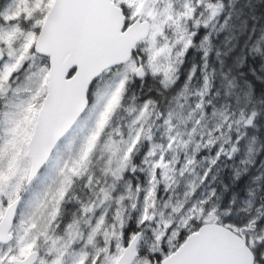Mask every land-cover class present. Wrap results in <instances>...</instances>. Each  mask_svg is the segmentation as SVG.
Listing matches in <instances>:
<instances>
[{
  "label": "snow or ice",
  "instance_id": "obj_1",
  "mask_svg": "<svg viewBox=\"0 0 264 264\" xmlns=\"http://www.w3.org/2000/svg\"><path fill=\"white\" fill-rule=\"evenodd\" d=\"M220 8L210 0H185L182 7L169 3L162 11L152 0H4L0 4V61H4L0 97H7L14 75L25 65L34 69L27 77L29 83L12 89V98L0 108L4 129L0 136V264H66V256L71 264H264V241L251 235L258 218L242 226H227L225 238H220L213 234L219 218L210 208L211 196L189 208H185L187 200L177 202L171 211L180 217L179 224L173 223V216L161 214L145 249L142 226L155 220L158 187L163 183L170 188L176 180L177 161L170 154L186 147L192 137L181 139L183 133L168 112L166 136L152 142L150 118L156 108L151 99L128 108L135 116L127 139L107 134L129 81L151 74L161 77L166 86L174 83L177 65L193 45L196 32L191 29L200 25V14L209 10L211 19ZM37 59L43 63L37 65ZM195 107L202 110L203 103ZM91 112L96 117L91 127L82 129V140L67 139V157L58 154L53 159V151L73 124ZM257 116L256 110H241L235 123L250 126ZM224 119L231 130L229 117ZM221 129L217 125L216 131ZM207 135V145L198 144L197 151L218 139L212 131ZM239 140L238 136L236 143ZM145 141L150 146L143 160L134 163ZM101 145L107 159L102 176H97L90 172V164ZM231 151H237L235 145ZM221 154L231 153L221 146L211 163ZM49 162L48 183L25 201L24 193ZM193 163L194 157L189 158L180 173ZM139 165L147 166H140V171H147L148 186L141 189L138 184L134 192L125 178ZM208 174H203L201 182ZM78 181H85L87 198L75 193ZM121 181L133 199H141L144 192L135 228L127 227L131 217H125L124 195L116 198L119 207L114 213L104 207ZM198 187L190 184L186 198ZM69 203L73 204L71 215L65 216Z\"/></svg>",
  "mask_w": 264,
  "mask_h": 264
},
{
  "label": "flooded vegetation",
  "instance_id": "obj_2",
  "mask_svg": "<svg viewBox=\"0 0 264 264\" xmlns=\"http://www.w3.org/2000/svg\"><path fill=\"white\" fill-rule=\"evenodd\" d=\"M180 1V6L182 7L185 0H167L168 3H177ZM233 0H210V2L219 4L221 6L220 11L213 16L211 19H209L210 11L204 10L202 14H200L199 19L201 21L200 25L196 28H192L191 31L196 32V36L193 40V45L189 48V50L185 53L183 56L182 63H179L177 65V78L174 83L170 85L163 84L162 78L158 76H152L151 74H147L144 78H136L133 80H130L129 83H133L135 81L141 82L145 81L148 78L154 80L155 83H157L161 90L165 91L166 93H169L167 97H165L163 100H160L157 96H141L139 92L134 91L131 95L129 94L127 100L124 103V108L121 109V112L117 115L116 124L114 125L118 129H123V124L125 126H128L126 122H128L132 115L134 113H129L128 108H136L137 103L140 102L142 104L146 100H153L155 101V108L156 111L153 114L152 120L150 122L151 124V131L154 134H160L162 132V123L164 122V118L166 116V113H168L173 104L176 102V100L183 96L184 94H188V92H194V93H202L203 94V100L206 103L208 94L210 92V88H207V91H205V81H203L201 84H199V81H197V76L200 72H206L210 66L207 62V57L210 55L212 49H213V41L219 35L220 32L223 31L224 28H226L228 21L230 19L231 15V5ZM4 0H0V4H2ZM209 2V0H205V3ZM205 21H207V24L205 25ZM207 37V40L204 39V37ZM18 43L15 45L18 47ZM205 49H207V53H205ZM4 62V61H3ZM0 64V68L3 66ZM37 65L42 64L43 61L40 59H37L35 62ZM25 69H27V65H25ZM21 69L18 73L14 75V78L11 82L12 86H20V80L21 78L26 75V80L31 71H34V69ZM25 80V81H26ZM169 100V101H168ZM3 102L0 97V108H2ZM207 108V107H206ZM206 113L209 114L211 110L207 111L205 109ZM157 113H162L164 115H161L158 117ZM87 114V113H86ZM85 114V115H86ZM82 116L73 126L70 130V135L78 126L79 122L85 117ZM67 138V137H66ZM64 140V139H63ZM149 145L148 141H145L142 143V147L138 148V151L136 153V158L134 160V163H137L139 161L143 160V157L145 156L148 148H146ZM60 148H56L54 152L52 153L53 159L58 155V151ZM226 152L231 153L230 155L221 154L220 158L217 160L215 164L209 163L208 161H212L216 158L217 151L219 148H201L197 160L194 161L193 166L196 167V170L193 172V174L198 173L199 176L198 181L196 184L199 185L196 192H194L191 197L190 201L185 204V208H189L191 206V203H195L198 199H207L209 196H211V202H210V208L215 209V215L219 218L217 223H221L224 225H228L227 223L228 219L232 218V220H235L234 225H244L249 220V198L255 195V198L257 200V205L253 209V212L257 215L258 223L254 230H257L260 226L261 228L264 227V193H263V187H264V169L262 166H260V171L257 173L258 177L262 176L260 180L256 179V181L251 184V186L248 184L246 174L248 172V163H244L242 161V158H245L244 150L245 148H237V151L232 152V148H224ZM106 155L103 151V148H97V151L92 159V162L90 164V172L97 176H102L103 169L106 164ZM261 165V163H259ZM51 162H49V165L46 166L39 176H37L31 185H33L37 179L48 170L50 167ZM140 166L147 167L146 165H139L135 172H132L129 170V172L126 175L125 180L130 181L132 185V189L135 192L136 186L139 184L141 186V189L146 188L147 185V171H140ZM194 167V168H195ZM208 172V176L204 177L203 182H201V177H203V174L205 172ZM187 174V173H186ZM85 181H78L75 185V193L77 196L82 198H87L88 196V189L84 187ZM30 185V186H31ZM163 185H160V189L158 190V197L162 195L163 191ZM251 188H254L253 191L250 194ZM188 190V184L185 182L179 189V193H185ZM166 194H169V190L165 191ZM214 193V195H212ZM119 195H124L125 200L123 201L124 207L128 208V212L130 213V219L128 221V228H135L136 227V219L138 217V214L141 210V202L142 197L144 195V192L141 191L140 197L141 199H133L132 197L128 196L127 192V185L125 181H121L119 188L117 191L113 194V200L110 202H106L104 207H107L109 212L114 213L117 207L119 205L116 203V198ZM26 198V195L24 193V200ZM192 201V202H191ZM131 203L136 204V208H133ZM73 208V204L69 203L66 205V212L65 216L71 215V210ZM99 211V210H98ZM221 214H223L225 217L221 219ZM236 217H233V216ZM144 228V231L148 230L146 226H142ZM253 230V231H254ZM264 229H262L263 231ZM149 232V231H148ZM79 246H77V249ZM88 251H92L91 248L88 249ZM43 254V249H42ZM66 264H71V257L66 256Z\"/></svg>",
  "mask_w": 264,
  "mask_h": 264
},
{
  "label": "trees",
  "instance_id": "obj_3",
  "mask_svg": "<svg viewBox=\"0 0 264 264\" xmlns=\"http://www.w3.org/2000/svg\"><path fill=\"white\" fill-rule=\"evenodd\" d=\"M207 62L210 68L197 76L199 84L206 77L211 81L207 111L227 112L237 119L241 110L258 112L253 125L245 129L241 126L239 129L240 133H246L249 137L253 135L256 138L257 162L250 163L246 174L248 184L251 185L260 171L258 160L264 155V144H262L264 143V0L232 1L228 24L214 39L213 49L207 57ZM134 91H138L141 96H157L160 100L169 95L161 90L154 80L148 78L145 81L129 83L124 103ZM249 91H251L250 96ZM139 105L140 102L137 103V107ZM233 132L235 138L237 132L234 130ZM234 143L233 140L229 145ZM255 216L254 212L249 214L250 219ZM260 229L261 226L254 232Z\"/></svg>",
  "mask_w": 264,
  "mask_h": 264
},
{
  "label": "rangeland",
  "instance_id": "obj_4",
  "mask_svg": "<svg viewBox=\"0 0 264 264\" xmlns=\"http://www.w3.org/2000/svg\"><path fill=\"white\" fill-rule=\"evenodd\" d=\"M152 3L155 8L161 11L169 4L167 0H152ZM175 5L179 7L180 1H178L177 3L175 2ZM25 80H26V75H24L21 78L19 87H22L25 84L29 83L28 80L26 81ZM34 80L35 78H33V82ZM104 82H105L104 80H101L102 85ZM207 83H208V88H210L209 79H207ZM16 87L17 85L16 86L11 85L7 97H1L3 105L6 99L12 98V89ZM21 95H23V93ZM202 98H203L202 93L188 92V94H184L183 96H180L173 104L171 110L169 111L173 114V124L181 133H183L181 139L189 140L190 135L192 138L189 140V143L186 147L179 148L176 150V152L170 154V159L174 157L177 161L174 166L176 169L175 172L176 180L175 183H173L170 188H165L163 183L160 184L163 185L164 187H163L162 195L158 197L159 202L156 208L155 220L151 225H144L148 229L146 231L145 238L142 241V244L145 249H147V247L152 242V229L158 226L156 221L160 220L161 214H163L164 218L173 216L174 224L180 223V217L172 214L171 209L179 201L187 200L188 203L190 201V197L186 198L185 193L187 191L185 193H179V189L185 182L188 184V186L190 184H196V182L198 181L197 177L199 176L198 173L193 174V172L196 170V167L193 166V164L190 165L189 169L185 170L183 174L180 173V169L182 168V165L184 163H187V160L189 158L194 157V161H196L201 148H220L221 146H223V148H232L233 145H235L236 148H245L244 150L245 158H242V161L245 164L248 163L250 165V163H255V161L257 160L256 138L253 135L249 137L246 133L243 132L240 133L239 131V129H241V126L244 127V129L249 126H244L242 123L239 125L236 124L235 121L237 120V118H234L233 116L231 117V115L227 112L225 113L218 110H212L209 114H207L205 109L208 106V104L206 105V103ZM200 103H203V108L202 110H197L195 106L196 104H200ZM134 116L135 113L132 115L131 119L128 122H126L127 124H129L128 126H125V124H123V129H118L117 127H115L110 130V133L108 135H111L112 138L115 139L121 137L127 139L132 127V121L134 119ZM226 116L229 117L228 123L232 124L231 130H228V128L226 127V122L224 119ZM95 117H96V112L87 113L85 115V117L81 120V122H79L77 128L70 135H68L67 138L63 140L59 145L60 148L58 151L59 155H62L65 158L67 157L68 153L66 152L65 149V143L67 139L75 138L76 142L79 143L83 138L82 129L86 131L87 128L91 127L93 121L95 120ZM152 117L150 118V122L152 120ZM196 121H199L198 125L195 123ZM112 122L113 121H111V123ZM217 125L222 126L221 131H223L224 135H221V131H216ZM161 127H162V132L160 134H154L152 142H161L163 138L166 136V126L164 122L162 123ZM193 128H196L195 132L192 131ZM233 130L237 132L235 138H233V133H234ZM209 131H212L213 135L218 137V139H216L214 144L210 146H202L197 151L198 144L207 145V139H208L207 134ZM231 131H232V135H231ZM3 134H4L3 125H0V136H2ZM238 136L240 137V140L239 143H236V138ZM233 140L235 141V143L230 146L229 144ZM149 146H150V142L146 148H149ZM141 147L142 144L139 146V148ZM99 148H103L102 145ZM208 162L211 163V161ZM259 163H261L260 166L263 165L262 168L264 169V155L259 158L258 164ZM49 174H50V167L37 179V181L33 185L28 187L27 191L25 192L26 195L25 201L32 199L37 193L41 192L44 189V187L48 183ZM261 177L262 176L258 177V175H256L255 178L260 180ZM147 179H148V174H147ZM256 179H254L253 183L256 181ZM160 185L158 187V190L160 189ZM253 189L254 188H251L250 194L253 191ZM166 190H169V194L165 193ZM157 196H158V192H157ZM132 204L133 203H131V205ZM193 205H195V203L192 202L190 207H192ZM256 205H257V200L255 198V195H253V198L252 197L249 198V209H250L249 214L253 213V209L256 207ZM141 206H142V202H141ZM124 209H125V217L127 218L131 216L130 213L128 212V208L124 207ZM255 215H256L255 217L257 218L258 214L256 213ZM223 217L225 216L221 214V219H223ZM233 217L236 216L234 215ZM248 220H250V218ZM227 223L229 225L236 224L235 220L234 219L232 220V218L228 219ZM251 235L258 240L264 241V230L262 231V228L260 229V231H256V232L253 231Z\"/></svg>",
  "mask_w": 264,
  "mask_h": 264
},
{
  "label": "water",
  "instance_id": "obj_5",
  "mask_svg": "<svg viewBox=\"0 0 264 264\" xmlns=\"http://www.w3.org/2000/svg\"><path fill=\"white\" fill-rule=\"evenodd\" d=\"M108 2L110 3L111 0H108ZM0 63H1V61H0ZM42 169H43V167H42ZM226 231H227V226H224V225H221V224L217 223L216 224V228L214 229L213 234L216 235V236H218V237H220V238H225Z\"/></svg>",
  "mask_w": 264,
  "mask_h": 264
},
{
  "label": "bare ground",
  "instance_id": "obj_6",
  "mask_svg": "<svg viewBox=\"0 0 264 264\" xmlns=\"http://www.w3.org/2000/svg\"><path fill=\"white\" fill-rule=\"evenodd\" d=\"M197 80V79H196ZM218 80V79H217ZM218 86H219V84H217ZM221 87V86H220ZM241 88V87H240ZM218 91V90H217ZM226 91V90H225ZM157 92V91H156ZM220 92H221V90H220ZM239 94H241V93H239ZM239 94L237 95V96H239ZM242 95V94H241ZM166 96V95H165ZM222 95H220V97H221ZM243 96V95H242ZM226 98V97H225ZM164 99V98H163ZM224 98H222V100H223ZM169 101V100H168ZM244 102H245V100H244ZM259 141H261V140H259ZM262 144H264V143H262ZM263 146V145H262Z\"/></svg>",
  "mask_w": 264,
  "mask_h": 264
}]
</instances>
